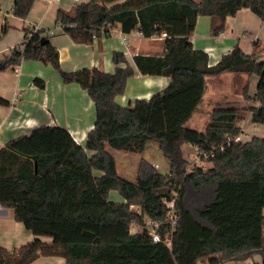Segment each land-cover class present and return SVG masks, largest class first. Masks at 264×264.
Segmentation results:
<instances>
[{
  "label": "trees",
  "instance_id": "obj_1",
  "mask_svg": "<svg viewBox=\"0 0 264 264\" xmlns=\"http://www.w3.org/2000/svg\"><path fill=\"white\" fill-rule=\"evenodd\" d=\"M34 1L15 0L13 13L27 17ZM118 1L87 0L70 10L59 8L56 24L78 42H92L105 24L146 37L165 32L162 54L135 55L138 71L123 52H115L114 61L127 65L113 73L97 67L66 72L59 50L43 41L49 35L31 26L25 27L24 43L0 58V71L24 58L51 64L65 83L87 90L96 107L85 145L63 126L43 125L0 147V203L36 235L53 237L51 242L37 237L11 250L0 244V264H29L41 255L63 256L67 264H221L254 253L264 264V137L234 140L242 133L245 112L252 113L253 123L264 124V59L258 57L264 43L256 41L251 54L236 45L210 65L209 54L191 38L199 15L211 16L215 35L229 15L245 7L264 23V0ZM8 28L0 32V41ZM137 72L170 76L171 84L150 99L122 106L116 97ZM225 72L259 76L253 96L249 78L243 87L244 98L253 102L217 105L205 130L188 127L203 100L206 77ZM35 80L45 86L43 79ZM0 103L10 101L0 96ZM150 141L169 160V172L142 158L135 181L121 176L108 146L143 153ZM185 143L212 165L189 169ZM112 190L125 201H111ZM172 198L179 222L171 247L154 241L147 229L131 232L133 222L148 216L161 223L165 237L164 201Z\"/></svg>",
  "mask_w": 264,
  "mask_h": 264
},
{
  "label": "crops",
  "instance_id": "obj_2",
  "mask_svg": "<svg viewBox=\"0 0 264 264\" xmlns=\"http://www.w3.org/2000/svg\"><path fill=\"white\" fill-rule=\"evenodd\" d=\"M14 1L0 0V32L5 26L9 27L0 41V58L24 43L26 26L36 29L39 27L49 35L50 41L59 50L61 67L66 72L97 67L113 73L118 67L127 65L126 62L114 61L115 52H123L128 63L138 71L135 55H160L165 50L167 36L165 32L146 37L138 33V30L125 33L120 27H115L116 32L112 35L98 36L92 42L75 41L56 24L57 12L59 8L70 10L74 5L87 0H35L27 17L13 13ZM122 1L124 0L118 2ZM191 38L196 48H201L209 54V64L214 65L236 45L251 54L256 41L264 43V23L250 8L245 7L236 14L229 15L224 30L215 35L212 33L211 16L199 15ZM258 57L264 59V47H260ZM227 73H231L226 78L231 82L230 89L222 88L220 84V79L226 77ZM36 78L43 79L45 86H40ZM248 78L250 79L249 94L253 96L259 81L258 75L249 77L244 73L225 72L216 76H207L206 91L202 100V102L206 100V106L201 108V102L196 111L200 108L203 112H208L210 109L212 111L217 102L219 105L252 103L253 101L245 99L243 95V87ZM170 84V76L144 75L137 72L128 79L125 92L118 95L116 101L122 106H134L138 99H150L167 89ZM0 96L10 101V104L0 103L2 145L20 136L28 135L35 128L43 125L63 126L71 132L78 143L85 145L88 133L96 122L95 102L88 91L78 83H65L51 64L39 59L24 58L19 64L0 71ZM251 118L252 113L245 112L240 122L242 135L245 131L252 133L251 137L245 140H250L253 136L264 137V124H255ZM189 147L196 149L198 154L196 146L189 144ZM93 153L94 151H89V154ZM96 174L100 175L102 172L96 171ZM114 191L117 190H112L110 194ZM122 201H125V198H118V202ZM37 237L43 241H53L51 236L36 235L27 229L22 221L16 219L13 209L0 203L2 246L11 250ZM29 264H67V262L63 256L41 255ZM221 264H263V257L260 253H254L247 259L228 260Z\"/></svg>",
  "mask_w": 264,
  "mask_h": 264
},
{
  "label": "rangeland",
  "instance_id": "obj_3",
  "mask_svg": "<svg viewBox=\"0 0 264 264\" xmlns=\"http://www.w3.org/2000/svg\"><path fill=\"white\" fill-rule=\"evenodd\" d=\"M231 73H227L223 77V79H220L221 87L230 89L231 82H229V79L227 76H230ZM219 105L218 102L215 106ZM206 106V100L202 102L201 108ZM201 108L198 109V111L195 112L193 117L187 122V126L199 131L205 130L208 121H209V115L211 112V109L207 111H201ZM207 112V113H206ZM252 133L250 131H245L242 135L243 140L250 138ZM190 143H185L182 146L184 156L189 160L188 168L190 169L193 165L199 164L203 165L204 167H208L212 165V163L209 160L201 159L199 154L196 153V149H192L189 147ZM191 145V144H190ZM109 150H112L116 161H117V169L121 176L131 180L135 181L137 176V170L139 162L142 158H145L149 161H151L154 164H157L158 169L162 173H168L170 169L169 160L164 155L163 151L161 150L159 144L156 141H150L147 145L146 150L143 153L139 152H125L123 150L114 149L111 147H108ZM99 172V171H97ZM120 194L118 191H114L110 194L109 199L111 201H118V198L121 199L122 197L119 196ZM135 209H138L136 206Z\"/></svg>",
  "mask_w": 264,
  "mask_h": 264
},
{
  "label": "built area",
  "instance_id": "obj_4",
  "mask_svg": "<svg viewBox=\"0 0 264 264\" xmlns=\"http://www.w3.org/2000/svg\"><path fill=\"white\" fill-rule=\"evenodd\" d=\"M48 1H59V0H48ZM106 28H108V29H106ZM37 29H41V28L37 27ZM115 32H116L115 27H112L109 24H105V27H103L101 30V35L109 36ZM138 33L142 34V32L139 30H138ZM101 35L94 34L93 36H94V38H97L98 36H101ZM234 140H236V141L243 140L242 133L237 135L234 138ZM2 146L3 145L0 142V147H2ZM210 156H211V154H205V158H208ZM164 202H165V205L167 208V218L164 221V223L166 225H168V229H167V233H166L165 237H163V235L159 231L161 223L159 221H155L154 219H152L148 216L144 217L142 223L133 222L131 225V232L132 233H138V232H142L144 229H147L148 233L152 235L154 241L164 242L165 244H167L168 246L171 247L172 246V235L178 226L179 215H178V211L176 208V201L174 198L167 199ZM135 207H136V205H131V208L139 211V208L135 209Z\"/></svg>",
  "mask_w": 264,
  "mask_h": 264
},
{
  "label": "water",
  "instance_id": "obj_5",
  "mask_svg": "<svg viewBox=\"0 0 264 264\" xmlns=\"http://www.w3.org/2000/svg\"><path fill=\"white\" fill-rule=\"evenodd\" d=\"M49 40H50L49 37H46V36L43 37V41H44V42H45V41H49Z\"/></svg>",
  "mask_w": 264,
  "mask_h": 264
}]
</instances>
